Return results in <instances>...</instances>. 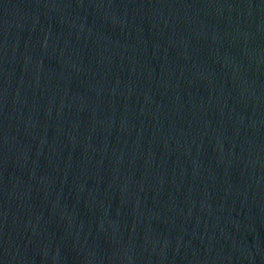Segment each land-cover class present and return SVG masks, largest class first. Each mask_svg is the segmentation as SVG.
Segmentation results:
<instances>
[{
  "label": "water",
  "instance_id": "obj_1",
  "mask_svg": "<svg viewBox=\"0 0 264 264\" xmlns=\"http://www.w3.org/2000/svg\"><path fill=\"white\" fill-rule=\"evenodd\" d=\"M0 264H264V0H0Z\"/></svg>",
  "mask_w": 264,
  "mask_h": 264
}]
</instances>
